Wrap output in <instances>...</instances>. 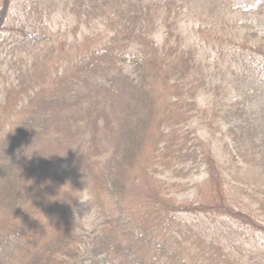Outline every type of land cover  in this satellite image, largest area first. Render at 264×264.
<instances>
[{
	"label": "trees",
	"instance_id": "1",
	"mask_svg": "<svg viewBox=\"0 0 264 264\" xmlns=\"http://www.w3.org/2000/svg\"><path fill=\"white\" fill-rule=\"evenodd\" d=\"M11 2L0 0V31ZM54 2L84 27L83 51L62 60L58 50L40 48L28 35L9 38L7 65L0 69V264H264L263 252L224 249L178 218L186 212L227 217L264 234V219L257 216L264 214V116L248 109L264 91L257 75L222 74L217 84L226 95L217 100L222 109L216 116L211 110L217 104H201L198 89L215 82L217 70L184 46L180 24L203 10L205 20L226 25L236 9L232 1ZM242 35L236 37L245 41ZM249 50L264 60L262 43ZM246 61L241 59L242 72ZM229 96L233 101L224 103ZM199 118L226 125L222 157L187 144L183 128ZM64 147L70 150L61 156ZM198 157L205 177L192 198L178 201L165 182L150 184L154 168L176 172ZM35 165L50 178L64 166L83 169L107 221L85 235L66 226L59 237L39 233L29 223L42 211V203L29 202Z\"/></svg>",
	"mask_w": 264,
	"mask_h": 264
},
{
	"label": "rangeland",
	"instance_id": "2",
	"mask_svg": "<svg viewBox=\"0 0 264 264\" xmlns=\"http://www.w3.org/2000/svg\"><path fill=\"white\" fill-rule=\"evenodd\" d=\"M54 1L12 0L6 23L0 31V69H4L7 65V61L4 64L2 62L6 59L4 56L8 50V43H10L8 40L18 37L22 38L27 35V40L28 38H33L40 48L54 52L58 50V54L62 55V60H66L70 55L73 56V54L78 53L79 47H81V43L84 40L81 36V30L84 27L81 25V29L77 28L74 16L63 8L62 3L55 4ZM231 1L236 6V9L232 12L231 21L225 23L226 25L213 24L211 20H205L207 11L204 12L203 10L198 11L197 15L190 14L180 23L185 37L184 46H190L217 70V74H215L216 84L213 81L212 84H207L206 88L198 89L204 95L200 97L201 104H205L209 100L208 108L210 109L213 108L211 106L212 103L217 104V109L211 110L216 116L219 115V109H222V106L218 105L217 100L219 97L226 95L222 90H219L220 87L217 84L220 82L222 74H228L229 72L236 74L237 70L239 74L257 75L256 84L264 91V60L252 54L253 52L249 50V47L257 42L264 45V0ZM256 7L261 9L257 10ZM247 8H252L253 12L246 13ZM245 21L249 22L250 27L244 24ZM236 30H238V34ZM252 30L257 32L256 35H250ZM230 33L235 38L231 36L229 41L226 37ZM240 33L243 34L245 41L237 38ZM5 36L8 37L7 40H3ZM67 43L69 46H67ZM90 43V40L86 41V47ZM83 48L81 47L80 49ZM81 51L83 50L79 52ZM67 54L69 55L66 56ZM242 58L247 59L245 72L241 70ZM229 63L230 68L228 67ZM217 92L219 95L212 97ZM232 94L230 92V96ZM229 98L227 100L225 97L223 102L231 103L233 99L230 98L229 100ZM257 104L255 103L252 108H248L249 111L264 116V99L259 100ZM217 120L219 121V118ZM223 124L217 122L207 124L201 118L196 119L189 124V127L183 128L185 137L188 138L187 144L192 146L196 143L199 153L204 151L210 156L222 157L225 141L229 139L224 133L226 125ZM66 147L62 148L64 150L60 152L61 156L70 150V148ZM71 154L75 156L79 154L77 146H72ZM72 155H69V158ZM141 163V166H144L145 160H141ZM34 169L29 178V202L30 204L36 201L42 203V208H39V210L36 208L37 211H42L32 213L29 223H32L33 228H40L41 231L39 233H44L47 239L65 234L66 231L63 226L71 230L74 227L73 229L76 233L85 235L93 232L104 221H107L105 207H101L97 200L92 199L91 182L86 175H83V169H76L74 165L71 167L64 166L60 169L59 176L56 173L52 178L49 177V173L38 170L36 165ZM181 169L183 170L180 171ZM203 169L204 164H201L198 157V160H190L184 163L176 172L156 167L150 171L149 181L156 188V184L165 182L174 198L178 201L187 200L194 196L196 190L194 185L200 183L205 177ZM48 183L50 188L46 190L43 186ZM40 184L42 186H39ZM257 184H260V180H258ZM43 194H45V197H42ZM101 202L103 204V200ZM105 203L111 208L113 213L116 212L114 211L113 203L110 205L107 201ZM131 211H134V209L131 208ZM124 212H128L127 207L124 208ZM257 216L259 219H264V214L259 211ZM178 218L191 224L195 231L201 230L206 236L207 242L220 244L224 249L226 246L232 252L235 251L237 254L242 253L246 256L264 253L263 233L256 232L253 229H241L239 225H235L234 221L227 217H215L212 219L203 214L186 212L178 215ZM65 220L72 222L74 226L70 223L65 224ZM39 233H35L36 236ZM206 262L208 263V261Z\"/></svg>",
	"mask_w": 264,
	"mask_h": 264
}]
</instances>
